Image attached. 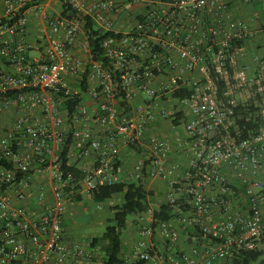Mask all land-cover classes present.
I'll use <instances>...</instances> for the list:
<instances>
[{
	"label": "built area",
	"instance_id": "built-area-1",
	"mask_svg": "<svg viewBox=\"0 0 264 264\" xmlns=\"http://www.w3.org/2000/svg\"><path fill=\"white\" fill-rule=\"evenodd\" d=\"M46 1L0 0V94L15 91L0 98V264H100L95 248L65 238L68 192L91 195L120 182V147L141 144L147 151L131 180L166 182L165 202L176 211L157 221L140 213L123 264H231L245 250L259 251L264 264V108L260 128L236 139V103L219 100L216 85L225 80L232 95L231 86L253 81L243 65L252 31L231 13L249 0H69L75 15L43 11L48 30L31 57L28 14ZM130 4L141 8L119 29ZM84 16L112 32L100 42L102 59L83 36ZM158 119L176 132H149ZM65 143L66 166L81 178L63 168ZM174 149L186 155L184 166L171 160ZM33 172L48 177L37 214L9 192L20 196Z\"/></svg>",
	"mask_w": 264,
	"mask_h": 264
},
{
	"label": "crops",
	"instance_id": "crops-1",
	"mask_svg": "<svg viewBox=\"0 0 264 264\" xmlns=\"http://www.w3.org/2000/svg\"><path fill=\"white\" fill-rule=\"evenodd\" d=\"M44 3V2H43ZM264 0H249L248 2L238 1L235 4L231 5V13L235 16L241 17L247 25L249 26L250 30L252 31L251 37L246 40L244 43V53L245 58L243 61V65L245 66L246 72H255L258 66L257 61L259 59L264 58V12L262 11V5ZM40 8H34L28 14V22L26 26V32L23 36L24 42L28 46L27 54L31 57L38 56L39 51L36 49V45L40 44L43 40L44 35L46 34L48 27L43 19L42 13L46 11L49 14H60L61 12V4L59 0H47L44 5L41 3ZM140 6L137 4H130L126 7L123 13L118 16L117 20V28L122 29L126 26L127 23L132 22L135 15L140 10ZM129 16V18H127ZM79 40H77L74 51L78 52ZM34 52V54H32ZM36 52V54H35ZM144 97V94L141 93L135 97V101L140 102ZM6 116L3 114L0 115V123H5ZM170 129V130H169ZM171 131V133H175V129H171L169 127V120L167 119H158L154 123L151 124L149 132L151 133H166ZM139 146L138 149L135 148L133 145L125 146L122 145L120 147L119 155H118V164L121 169L120 177L121 182H135L131 180V168L134 161L141 155L146 153V146ZM137 146V145H136ZM171 160L174 162L179 163L181 166H184L187 157L181 150L174 149L172 151ZM30 185L27 188H22L21 195L17 194V191L11 187L10 195L12 199V203L14 205H25L29 209L32 210L35 214L39 211V204H38V190L40 187L43 189H47L48 187V177L46 173L40 172H33L30 174ZM144 188L146 192H148L147 197V204H148V211H152L158 208L163 202H165L166 194L169 192L167 188V183L158 180V179H144L143 182ZM75 195V194H74ZM120 197H119V196ZM80 199L75 200L72 197H69L67 202V212L63 216V231L65 238L69 242H79L82 244H88L89 239L98 236V235H90L86 242L77 241L78 239L74 235V225L76 224L75 215L78 214L80 211H84L89 206H94L99 209L105 208L107 206L108 210L110 211L108 216H103L101 221L106 222L109 217H111V209L110 206L114 204H119L122 200V194H116L110 199L105 202H94L91 198V195L86 193L79 194ZM104 214V213H103ZM136 216L137 220L139 221V214L131 215V219L127 220V223L131 221ZM136 220V221H137ZM138 224V223H137ZM128 224L126 225L128 231ZM125 228V229H126ZM124 229V230H125ZM134 230V228H133ZM127 233V232H126ZM128 233V240H132L131 244L136 241L137 234L136 230L134 233L129 235ZM132 247V246H131ZM131 249V248H130ZM130 250H124L123 245L121 249V257L123 258L124 255L128 254Z\"/></svg>",
	"mask_w": 264,
	"mask_h": 264
},
{
	"label": "trees",
	"instance_id": "trees-1",
	"mask_svg": "<svg viewBox=\"0 0 264 264\" xmlns=\"http://www.w3.org/2000/svg\"><path fill=\"white\" fill-rule=\"evenodd\" d=\"M61 4V16L75 15L74 10L69 4V0H59ZM83 36L88 42L90 52L93 59L103 58V49L100 45L101 40L111 35L112 32L104 31L97 28L94 21L90 16H84ZM242 41L238 42V45H242ZM217 97L219 100L227 102L232 99V96L227 91V83L225 80L217 81ZM187 90L176 92L177 96L184 95ZM15 91H9L6 94H0L2 96H12ZM255 96L259 99L260 95L255 92ZM78 101V100H76ZM125 101H120V105H125ZM69 107V104H68ZM234 124L229 128V133L236 139L245 138L255 133L263 124V115L259 112L260 106L254 102H237L233 107ZM185 120V119H183ZM171 122L175 125L181 124L182 118L177 115ZM138 149V146L133 145ZM68 144L65 143L60 155L63 162V168L74 173L75 177L81 178L83 172L74 166H66L68 161ZM116 194H122V200L119 204L110 206L111 217L108 218L106 227L103 233L99 236H94L89 239V246L95 248L100 247L103 253L100 264H123L124 260L121 257L122 249V231L127 225V216L136 215L139 213H146L148 210L147 197L148 192L144 188V184L140 182H116L111 185L100 186L91 191V198L94 202H105ZM68 196L72 199L79 200V195H73L72 192H68ZM176 209L173 205L167 202H163L158 208L152 210L151 217L153 221L171 218ZM196 233L195 230H192ZM260 252L245 250L237 254L231 261V264H251L257 262V264H263L259 261Z\"/></svg>",
	"mask_w": 264,
	"mask_h": 264
},
{
	"label": "rangeland",
	"instance_id": "rangeland-1",
	"mask_svg": "<svg viewBox=\"0 0 264 264\" xmlns=\"http://www.w3.org/2000/svg\"><path fill=\"white\" fill-rule=\"evenodd\" d=\"M129 18V16L127 17ZM34 54V52H32ZM36 54V52H35ZM258 67L261 69L260 72H246L247 76L249 78H253V81L247 82V81H240L239 86H231L230 89L232 91V98L235 103L237 102H254L256 105H259L260 108H264V58L259 59L257 61ZM245 67V66H244ZM260 77V79L257 81L256 78ZM252 85H251V84ZM255 91L260 95V98L258 99L255 96ZM119 196V195H118ZM120 197V196H119ZM110 211L108 210L107 206L103 209L96 208L94 206L87 207L86 210L80 211L78 214L75 215L76 224L74 225L73 231L74 235L78 239L77 241L86 242V239L89 238L90 235H101L106 227V222L101 221V218L103 216H108ZM104 213V214H103ZM150 214V213H149ZM131 219V215L127 216V220ZM136 216L129 221L128 224V231L127 228L122 231V245L124 250H130L132 244L131 239L128 240L129 235L134 233V231L137 228V223L139 222ZM134 228V230H133ZM127 232V233H126ZM88 237V238H87ZM95 251L97 252V255L101 259L103 256L102 251L100 250L99 246L95 247ZM251 264H256V262H252Z\"/></svg>",
	"mask_w": 264,
	"mask_h": 264
}]
</instances>
